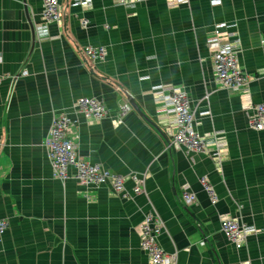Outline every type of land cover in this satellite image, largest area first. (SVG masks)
Instances as JSON below:
<instances>
[{
    "label": "crops",
    "instance_id": "obj_1",
    "mask_svg": "<svg viewBox=\"0 0 264 264\" xmlns=\"http://www.w3.org/2000/svg\"><path fill=\"white\" fill-rule=\"evenodd\" d=\"M60 2L62 24L48 23L38 40L43 0H0V219L8 221L0 264H149L139 227L151 211L164 221L157 240L174 264H264V131L248 125L264 105V0H148L134 8ZM218 25L223 38L241 41L246 91L215 82L207 43ZM85 47L104 55L88 62ZM172 89L187 93L198 133H219L222 160L168 147L170 131L156 111ZM81 97L103 102L109 115L71 132L79 135L76 152L122 176L125 195L52 177L42 143L54 114H72ZM130 100L139 111L120 116ZM133 177L144 194L133 195ZM182 186L196 196L191 205ZM224 218L255 229L244 247L222 234Z\"/></svg>",
    "mask_w": 264,
    "mask_h": 264
},
{
    "label": "built area",
    "instance_id": "obj_2",
    "mask_svg": "<svg viewBox=\"0 0 264 264\" xmlns=\"http://www.w3.org/2000/svg\"><path fill=\"white\" fill-rule=\"evenodd\" d=\"M76 4L90 5L91 0H69ZM148 0H111L114 5L134 8L138 4H144ZM168 6L178 4L189 6L190 0H165ZM214 5V2L212 3ZM219 1L215 2L218 5ZM43 12L41 21L35 25V34L38 40H42L48 35V23L60 25L63 22L65 13L63 2L60 0H43ZM224 25H218L213 35L208 39L207 45L212 52V69L215 82L222 89H233L246 91L247 83L239 68V51L241 41L239 37L223 38L220 29ZM219 29V30H218ZM88 62L104 55L103 48L85 47L82 51ZM27 71H21V77L27 76ZM5 77L0 76V85ZM208 100V96H205ZM74 112L67 114L56 112L51 120L47 136L42 146L47 152V159L51 167L52 177L65 183L73 180L82 188L106 187L115 195H125V179L97 164L87 162L76 152L75 141L79 135L72 133L82 122L92 123L101 121L108 117L107 106L95 99L88 97L78 98L74 105ZM132 111L131 105L126 101L119 106L120 116H126ZM158 121L165 124L170 135L168 147L175 146L183 148L187 152L208 153L213 159L220 161L226 155L223 151L225 144L218 139L219 133H214L210 138H206L196 131L195 118L196 111L190 105L187 93L172 89V93L165 97L163 103L158 106ZM200 116L208 115L204 111ZM165 122V123H162ZM248 125L256 132L264 131V105L254 108L251 115H248ZM209 146H214L213 150H208ZM133 195L138 196L145 193L142 180L133 177ZM203 191L206 193L210 204L217 202L216 192L207 178L199 179ZM181 199L185 205L195 202L196 196L189 191L187 186H182ZM8 227V221L0 219V235ZM220 231L232 244L235 249H240L246 245L249 235L255 232L251 226L244 225L235 219L224 218L219 223ZM140 248L148 257L149 264H174L175 255H167L158 244L159 235L165 230L164 221L155 211L147 213L140 224ZM203 245V242L200 243Z\"/></svg>",
    "mask_w": 264,
    "mask_h": 264
},
{
    "label": "water",
    "instance_id": "obj_3",
    "mask_svg": "<svg viewBox=\"0 0 264 264\" xmlns=\"http://www.w3.org/2000/svg\"><path fill=\"white\" fill-rule=\"evenodd\" d=\"M125 94H126L125 95L126 98L128 99L129 98V95H127V93H125ZM129 104L132 106L133 109H135L136 111H139L138 108H137V106H136V104H135V102L133 100H130L129 101Z\"/></svg>",
    "mask_w": 264,
    "mask_h": 264
}]
</instances>
